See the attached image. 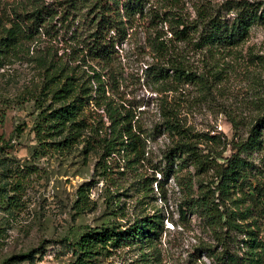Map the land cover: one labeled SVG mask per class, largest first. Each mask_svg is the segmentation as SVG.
Segmentation results:
<instances>
[{
    "label": "rangeland",
    "instance_id": "rangeland-1",
    "mask_svg": "<svg viewBox=\"0 0 264 264\" xmlns=\"http://www.w3.org/2000/svg\"><path fill=\"white\" fill-rule=\"evenodd\" d=\"M36 1L52 5L62 0H0V264H72V245L86 228L113 224L125 229L141 220L154 224L158 219L162 231L154 241H137L111 250L96 264H213L207 254L197 251L215 246L202 222L192 215L183 218L180 213L181 207L185 209L187 181L192 178L195 185L199 177L193 169L164 177L165 155L173 139L154 130L162 122V105L168 103L196 134L210 133L236 144L246 140L257 119L264 116V23L254 26L248 39L237 47L219 53L198 52L176 42L170 25L163 20L169 10L179 9L193 19L197 0L153 1L150 13L155 11L161 22L156 28H150L151 19L133 24L110 71L116 81L115 98L132 106L145 130V160L129 166L124 158L112 155L109 179L104 180L99 163L111 140L103 141L104 131L91 137L89 124L93 122L88 111L72 119L61 136L49 140L69 139L58 151L47 142L38 148L35 141L34 122L41 111L61 105L54 103L53 93L66 76L74 79L76 93L80 87L83 91L94 87L88 76L74 70L63 72L73 31L66 34V29L61 30L60 41L41 32L14 34L16 14L30 12ZM209 1L222 5L227 0ZM89 9L81 8L80 20ZM57 24L60 29L62 23ZM156 42L168 45L172 54L160 51L153 45ZM48 53L56 55L49 59L54 68L39 62ZM173 57L200 74L207 67L218 66L212 92L206 94L193 85L155 84L149 69L169 67ZM96 69L100 72L102 68ZM53 77H58L59 85L45 89ZM223 143L209 148L222 153ZM225 150L224 157H230L231 147L227 145ZM251 161L264 168V153L255 154ZM17 182L20 191L12 200ZM242 198L235 196V200ZM259 226L264 231L263 221Z\"/></svg>",
    "mask_w": 264,
    "mask_h": 264
},
{
    "label": "trees",
    "instance_id": "trees-1",
    "mask_svg": "<svg viewBox=\"0 0 264 264\" xmlns=\"http://www.w3.org/2000/svg\"><path fill=\"white\" fill-rule=\"evenodd\" d=\"M153 1L160 0H62L52 5L36 1L31 3L30 12L16 14L13 29L16 36H34L41 32L59 40L61 30L66 29V34L73 31L67 43L70 45L69 52L65 53L68 62L63 72L74 70L88 76L94 85L84 91L80 87L76 93L74 79L69 76L61 85L56 84L58 77L47 83V90L49 86H60L53 93V101L61 105L41 111L37 116L33 134L38 148L47 142L58 151L69 139L63 142L49 140L61 136L72 119L88 111V119L93 122V125L89 124L91 137L100 136L104 131L103 141L111 140L99 163L104 180L109 179L106 177L112 155L124 158L129 166L145 160V141L142 139L145 130L132 106L115 98L116 81L110 71L119 57L118 48L128 40L133 24L151 19L150 28H156L161 22L155 11L150 13L153 9L149 6ZM83 6L90 9L85 19L80 20L78 12ZM193 11L195 17L192 19L186 18L180 9L169 10L163 20L170 25L176 42L187 44L198 52L219 53L237 47L248 39L254 26L264 23V2L227 0L222 5H214L209 0H197ZM59 21L62 23L60 29L57 28ZM153 45L166 55L172 54L165 43ZM55 56L48 53L39 62L54 68L49 59ZM173 59L168 63L169 67L149 69L155 84L193 85L206 94L212 92V80L219 75L218 66L207 67L205 73L200 74L182 59ZM96 67L102 68L100 72ZM161 118L162 122L154 132L168 134L173 139L172 147L165 155L168 165L164 177H177L189 169L199 177L195 185L192 178L187 181L185 209L181 207L180 211L183 218L186 215L197 217L215 244L214 247H201L198 253L207 254L213 264H264V231L259 226L261 221L264 223V168L251 161L255 154L264 153V116L251 127L247 139L237 144L218 135L194 133L168 103L161 107ZM231 122L235 127L234 121ZM221 141L224 150L216 154L209 146ZM227 145L231 147L230 157H224ZM20 186L17 182L12 193L20 191ZM238 195L243 197L242 200H235ZM16 196L10 199L14 200ZM158 222L154 225L141 220L125 229L113 224L100 229L86 228L72 245V264H96L111 250L137 241H154L162 231Z\"/></svg>",
    "mask_w": 264,
    "mask_h": 264
}]
</instances>
